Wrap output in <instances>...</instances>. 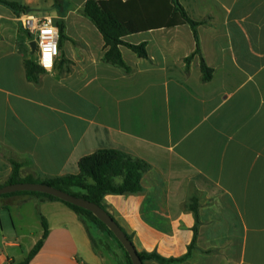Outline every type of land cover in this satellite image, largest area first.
<instances>
[{
    "label": "crops",
    "instance_id": "obj_1",
    "mask_svg": "<svg viewBox=\"0 0 264 264\" xmlns=\"http://www.w3.org/2000/svg\"><path fill=\"white\" fill-rule=\"evenodd\" d=\"M0 2V145L27 158L21 177L45 180L79 173V161L102 149L145 160L143 192L105 200L138 252L165 258L188 253L199 198V228L190 259L179 264H264V0H179L198 28L210 82L188 25L128 35L147 58L121 46L130 73L104 62L105 41L83 14L87 0ZM27 17L65 23L67 39L52 70L31 82L38 62ZM0 147V186L12 165ZM193 187V192L190 189ZM130 264L125 251L61 201L36 195L0 198V264ZM145 264H158L147 261Z\"/></svg>",
    "mask_w": 264,
    "mask_h": 264
},
{
    "label": "trees",
    "instance_id": "obj_2",
    "mask_svg": "<svg viewBox=\"0 0 264 264\" xmlns=\"http://www.w3.org/2000/svg\"><path fill=\"white\" fill-rule=\"evenodd\" d=\"M0 2L11 8L18 15L30 12V8L17 3L4 0H0ZM83 14L96 26L104 38L106 47L104 62L111 66L118 67L126 73H130L132 69L122 57L120 50L121 46L127 47L140 58H147L148 53L146 43L138 45L130 44L123 40L125 37L131 34L160 28H172L180 25L190 26L196 42V50L186 58V70L189 71L192 61L195 58H198L200 60L202 81L210 82L212 80L213 69L205 62L198 33V28L206 24V21L199 22L193 20L180 4L179 0H87L83 9ZM56 26L59 29V47L61 48L63 42L67 39L65 33L66 27L64 21L57 22ZM25 68L28 79L36 85H40L41 76L46 73V70L32 60L25 61ZM0 147L5 153L4 157L12 165V174L10 178L1 185L0 188L18 183L47 184L58 190L99 205L107 211L118 224L119 222L116 220L115 216L109 211V206L105 200L106 196L136 195L142 193V178L144 174L151 169V165L148 162L128 153L114 149H102L83 157L79 161L78 174L45 180L36 179L34 176L22 178L20 174L21 169L31 161H28L27 158L22 157L1 145ZM194 190L192 187L190 193ZM30 195H36L65 203L74 210L84 222L94 223L102 232L114 239L125 251L130 264H132L127 251L119 240L108 229V227L90 211L56 197L41 193L17 192L1 195L0 198ZM187 207L194 214L196 220L194 238L192 244L189 246L188 253L180 258H165L157 252H138L144 264L147 261L157 262L158 264H179L191 258L193 250L196 248L200 223L199 198L195 194L190 198ZM42 222L44 227L43 238L32 249L28 258L19 264H31L34 257L42 249L44 242L49 235V227L44 218H42ZM127 236L133 241L132 235L127 234Z\"/></svg>",
    "mask_w": 264,
    "mask_h": 264
},
{
    "label": "water",
    "instance_id": "obj_3",
    "mask_svg": "<svg viewBox=\"0 0 264 264\" xmlns=\"http://www.w3.org/2000/svg\"><path fill=\"white\" fill-rule=\"evenodd\" d=\"M32 53H37V43L35 40L31 42ZM17 192H33L41 193L56 197L70 204L83 208L93 213L108 229L115 235V237L122 244L127 251L132 264H144L141 260L138 250L136 249L133 241H131L122 227L111 217V215L101 208L99 205L92 203L88 200L78 198L64 191L58 190L52 186L41 183H18L7 185L0 188V196L17 193Z\"/></svg>",
    "mask_w": 264,
    "mask_h": 264
},
{
    "label": "built area",
    "instance_id": "obj_4",
    "mask_svg": "<svg viewBox=\"0 0 264 264\" xmlns=\"http://www.w3.org/2000/svg\"><path fill=\"white\" fill-rule=\"evenodd\" d=\"M23 24L37 43V53L39 55L37 63L47 71L52 70L56 58L60 55L59 29L53 19L45 17L42 20H35L33 17H27ZM49 29H52V31H49ZM46 55L51 58V69L44 67Z\"/></svg>",
    "mask_w": 264,
    "mask_h": 264
},
{
    "label": "clouds",
    "instance_id": "obj_5",
    "mask_svg": "<svg viewBox=\"0 0 264 264\" xmlns=\"http://www.w3.org/2000/svg\"><path fill=\"white\" fill-rule=\"evenodd\" d=\"M49 31H52V29H49ZM54 51H55V49H54ZM44 67H45L46 69H51V67H52L51 58L48 57L47 55H46V59H45V63H44Z\"/></svg>",
    "mask_w": 264,
    "mask_h": 264
},
{
    "label": "rangeland",
    "instance_id": "obj_6",
    "mask_svg": "<svg viewBox=\"0 0 264 264\" xmlns=\"http://www.w3.org/2000/svg\"><path fill=\"white\" fill-rule=\"evenodd\" d=\"M17 1V0H16ZM55 1V0H54ZM66 6H73L76 4L77 0H63ZM40 4H43L42 0L39 1Z\"/></svg>",
    "mask_w": 264,
    "mask_h": 264
}]
</instances>
